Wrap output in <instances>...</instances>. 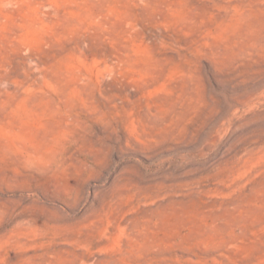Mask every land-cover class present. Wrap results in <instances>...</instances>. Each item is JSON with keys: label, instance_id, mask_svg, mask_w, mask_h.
Wrapping results in <instances>:
<instances>
[{"label": "rangeland", "instance_id": "374dc122", "mask_svg": "<svg viewBox=\"0 0 264 264\" xmlns=\"http://www.w3.org/2000/svg\"><path fill=\"white\" fill-rule=\"evenodd\" d=\"M0 264H264V0H0Z\"/></svg>", "mask_w": 264, "mask_h": 264}]
</instances>
